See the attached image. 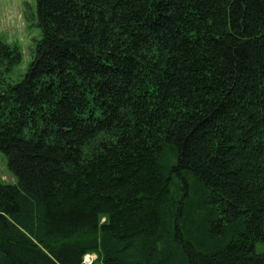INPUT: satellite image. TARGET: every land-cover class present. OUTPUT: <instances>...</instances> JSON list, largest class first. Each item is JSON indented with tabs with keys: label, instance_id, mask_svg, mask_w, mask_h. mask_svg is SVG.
Instances as JSON below:
<instances>
[{
	"label": "trees",
	"instance_id": "trees-1",
	"mask_svg": "<svg viewBox=\"0 0 264 264\" xmlns=\"http://www.w3.org/2000/svg\"><path fill=\"white\" fill-rule=\"evenodd\" d=\"M34 1L0 264H264V0Z\"/></svg>",
	"mask_w": 264,
	"mask_h": 264
},
{
	"label": "rangeland",
	"instance_id": "rangeland-1",
	"mask_svg": "<svg viewBox=\"0 0 264 264\" xmlns=\"http://www.w3.org/2000/svg\"><path fill=\"white\" fill-rule=\"evenodd\" d=\"M34 0H0V41L15 46L19 49L22 60L7 76V80L13 83L19 82L24 76L36 41L41 33L37 27ZM0 182L5 185L15 184L14 176L7 169L6 159L0 154ZM264 248L260 245L258 253H263ZM90 261L96 260V256H89ZM93 258V259H92Z\"/></svg>",
	"mask_w": 264,
	"mask_h": 264
},
{
	"label": "bare ground",
	"instance_id": "bare-ground-1",
	"mask_svg": "<svg viewBox=\"0 0 264 264\" xmlns=\"http://www.w3.org/2000/svg\"><path fill=\"white\" fill-rule=\"evenodd\" d=\"M89 256H92V255H86L85 257H84V263L85 264H92V261H90V258L91 257H89ZM93 259V258H92Z\"/></svg>",
	"mask_w": 264,
	"mask_h": 264
}]
</instances>
